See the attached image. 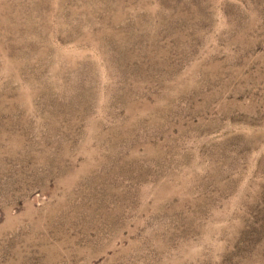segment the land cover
<instances>
[{
    "label": "rangeland",
    "instance_id": "obj_1",
    "mask_svg": "<svg viewBox=\"0 0 264 264\" xmlns=\"http://www.w3.org/2000/svg\"><path fill=\"white\" fill-rule=\"evenodd\" d=\"M0 264H264V0H0Z\"/></svg>",
    "mask_w": 264,
    "mask_h": 264
}]
</instances>
